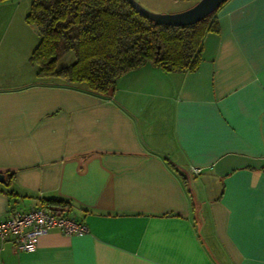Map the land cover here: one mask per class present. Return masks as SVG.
Returning <instances> with one entry per match:
<instances>
[{
    "label": "crops",
    "instance_id": "obj_1",
    "mask_svg": "<svg viewBox=\"0 0 264 264\" xmlns=\"http://www.w3.org/2000/svg\"><path fill=\"white\" fill-rule=\"evenodd\" d=\"M216 20L197 71L145 64L99 98L38 80L36 29L0 12V172L17 195L0 185V220L41 207L88 229L7 243L0 264H264V0H228ZM171 164L199 170L196 213Z\"/></svg>",
    "mask_w": 264,
    "mask_h": 264
},
{
    "label": "trees",
    "instance_id": "obj_2",
    "mask_svg": "<svg viewBox=\"0 0 264 264\" xmlns=\"http://www.w3.org/2000/svg\"><path fill=\"white\" fill-rule=\"evenodd\" d=\"M224 3L193 25L169 27L155 26L127 0H33L25 23L36 29L39 42L29 64L40 81L60 80L67 86H85L86 92L99 98H112L118 79L145 64L165 73L197 71L203 39L218 33L216 13ZM67 53L74 55V62L58 69V60ZM170 166L181 175L196 213L198 200L188 186L195 173L189 172L188 177ZM0 176L7 195L16 197L14 172H0ZM41 206L58 214L70 209L69 202L59 199H45Z\"/></svg>",
    "mask_w": 264,
    "mask_h": 264
},
{
    "label": "built area",
    "instance_id": "obj_3",
    "mask_svg": "<svg viewBox=\"0 0 264 264\" xmlns=\"http://www.w3.org/2000/svg\"><path fill=\"white\" fill-rule=\"evenodd\" d=\"M198 171L192 169L190 172ZM51 230H58L65 236L80 237L88 233L85 224L41 207L26 212L12 211L0 220V250L10 243L17 252H32L38 239Z\"/></svg>",
    "mask_w": 264,
    "mask_h": 264
},
{
    "label": "rangeland",
    "instance_id": "obj_4",
    "mask_svg": "<svg viewBox=\"0 0 264 264\" xmlns=\"http://www.w3.org/2000/svg\"><path fill=\"white\" fill-rule=\"evenodd\" d=\"M33 0H7L0 4V12L13 13L18 21L25 23ZM143 8L154 14H175L192 8L196 2H179L173 0H134ZM11 15V14H10ZM26 24V23H25ZM74 55L67 53L57 62V68H63L74 62Z\"/></svg>",
    "mask_w": 264,
    "mask_h": 264
},
{
    "label": "water",
    "instance_id": "obj_5",
    "mask_svg": "<svg viewBox=\"0 0 264 264\" xmlns=\"http://www.w3.org/2000/svg\"><path fill=\"white\" fill-rule=\"evenodd\" d=\"M130 6L155 26L181 27L193 25L212 14L226 0H199L192 8L175 14H154L134 0H127ZM0 183L3 179L0 176Z\"/></svg>",
    "mask_w": 264,
    "mask_h": 264
}]
</instances>
